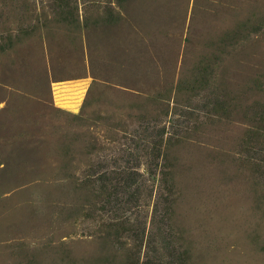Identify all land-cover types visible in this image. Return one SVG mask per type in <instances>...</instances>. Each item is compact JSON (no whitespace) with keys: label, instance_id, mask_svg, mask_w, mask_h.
<instances>
[{"label":"rangeland","instance_id":"1","mask_svg":"<svg viewBox=\"0 0 264 264\" xmlns=\"http://www.w3.org/2000/svg\"><path fill=\"white\" fill-rule=\"evenodd\" d=\"M0 264H264V0H0Z\"/></svg>","mask_w":264,"mask_h":264}]
</instances>
